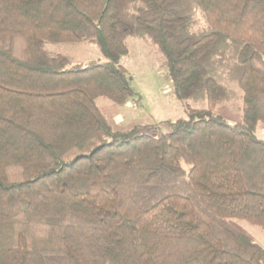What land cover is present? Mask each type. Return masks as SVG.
<instances>
[{
	"label": "trees",
	"instance_id": "trees-1",
	"mask_svg": "<svg viewBox=\"0 0 264 264\" xmlns=\"http://www.w3.org/2000/svg\"><path fill=\"white\" fill-rule=\"evenodd\" d=\"M130 38L185 105L158 137L98 104L137 96ZM260 126L264 0H0V264H264L231 223L264 232Z\"/></svg>",
	"mask_w": 264,
	"mask_h": 264
},
{
	"label": "rangeland",
	"instance_id": "rangeland-1",
	"mask_svg": "<svg viewBox=\"0 0 264 264\" xmlns=\"http://www.w3.org/2000/svg\"><path fill=\"white\" fill-rule=\"evenodd\" d=\"M128 43L130 54L122 60V65L132 78L137 96L130 99L125 106L117 105L105 98H100L98 104L112 118L117 130H126L134 125H152L158 128L152 135L158 137L169 130L168 121L186 117L185 105L175 97L167 70L162 67L161 56L156 48L135 38H130ZM56 49L71 54L79 61L104 60L96 47L91 45L74 44ZM229 87L239 95L242 94L235 84L231 83ZM189 104L195 109L207 107L203 102L190 101ZM239 107V104H225L219 106L217 111L230 118L232 122H238L241 117ZM258 136L264 138L261 126L258 129ZM231 223L264 248V232L261 228L238 219L231 220Z\"/></svg>",
	"mask_w": 264,
	"mask_h": 264
}]
</instances>
